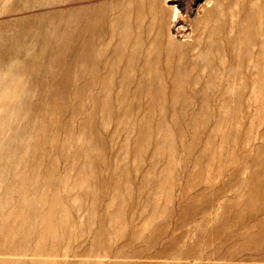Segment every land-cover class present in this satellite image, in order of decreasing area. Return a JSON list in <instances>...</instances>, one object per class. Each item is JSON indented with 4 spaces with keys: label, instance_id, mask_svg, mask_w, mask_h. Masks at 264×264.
Instances as JSON below:
<instances>
[{
    "label": "rangeland",
    "instance_id": "rangeland-1",
    "mask_svg": "<svg viewBox=\"0 0 264 264\" xmlns=\"http://www.w3.org/2000/svg\"><path fill=\"white\" fill-rule=\"evenodd\" d=\"M204 1L0 0V264H264V0Z\"/></svg>",
    "mask_w": 264,
    "mask_h": 264
},
{
    "label": "bare ground",
    "instance_id": "bare-ground-1",
    "mask_svg": "<svg viewBox=\"0 0 264 264\" xmlns=\"http://www.w3.org/2000/svg\"><path fill=\"white\" fill-rule=\"evenodd\" d=\"M211 2V1H210ZM209 3V0H205L204 4ZM213 3V2H212ZM202 8V7H201ZM198 9V8H197ZM199 12V11H198ZM197 13V12H196ZM182 27V26H181Z\"/></svg>",
    "mask_w": 264,
    "mask_h": 264
}]
</instances>
